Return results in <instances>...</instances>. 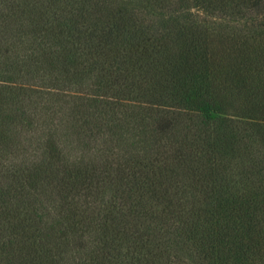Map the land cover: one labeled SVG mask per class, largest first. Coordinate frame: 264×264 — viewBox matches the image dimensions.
I'll return each mask as SVG.
<instances>
[{
	"label": "rangeland",
	"instance_id": "1",
	"mask_svg": "<svg viewBox=\"0 0 264 264\" xmlns=\"http://www.w3.org/2000/svg\"><path fill=\"white\" fill-rule=\"evenodd\" d=\"M235 4L0 0V264H264V19ZM200 31L212 58L181 91ZM176 141L199 163L154 161Z\"/></svg>",
	"mask_w": 264,
	"mask_h": 264
},
{
	"label": "trees",
	"instance_id": "2",
	"mask_svg": "<svg viewBox=\"0 0 264 264\" xmlns=\"http://www.w3.org/2000/svg\"><path fill=\"white\" fill-rule=\"evenodd\" d=\"M236 1L237 0H217V5H221L224 11L225 9L223 6H230L231 4L233 5L236 3ZM241 4H242V7H240V4H238L239 7H237L235 4V8L238 9V11H236L235 13L237 15L243 16L242 20H244V22L248 21L250 26L253 27L255 23H257L256 19L260 17L264 19V0H245L241 2ZM244 9H245V12L243 11ZM253 22L254 24L251 25V23ZM250 26H247V27L251 28ZM189 28L190 29L188 30H193L192 27H189ZM183 34L185 35L184 36L185 39L188 38L187 40H188L189 47L191 48L190 49L191 52L185 54L182 57V59H185L186 63H189L190 65H185V63L181 61V64L183 66H186L189 70V74L186 77H183L181 75L179 76L181 79H178V80L184 81L182 84L179 85V89H181V91H183V85L185 86L186 81L190 82L192 81L191 79H195V78L200 79L204 77L206 67L208 66L212 58L210 45H209L210 41H209L208 35L205 34V32H201L200 36L197 35L198 37L191 36L189 33H186V32H183ZM133 35L135 36V38L132 43L135 44L134 45L135 51L138 53V56L134 58V65H137L140 59L144 58L145 60V56L149 52L148 50L149 46H151L154 43L155 38L151 35L150 31L148 30L144 31L143 29L137 32H134ZM157 44L158 45L160 44L159 41L157 42ZM159 56L161 57V55ZM199 70H201L200 73H199ZM129 78L130 80L127 79V82H129L130 85H135L136 82L141 81L133 77H129ZM178 116H179V113L176 112L175 110L164 112V114L158 117L159 118L158 120L159 129L161 131L170 129L176 123V119L178 118ZM248 125L250 126V129L254 131L256 128L255 125L257 124H254V121H250ZM198 145L202 146L195 141H192V142L176 141V147H173L172 152L169 153L167 151H159L158 157H155L154 161H160V163H165L166 160L169 161L170 159H173V160L177 159L178 161L189 163L188 161L190 159L192 160V162H195L196 161L195 157L200 156L199 154L200 150L195 149ZM207 150H208V153L212 157L213 155L221 156L224 152V148L218 143H209ZM196 162L199 163V160ZM146 167H148L149 171L154 172L153 168L155 167H154L153 162L149 161L148 164H144V168ZM192 170H196L198 172L196 175H198L199 173H202L201 178H203V173L205 169H202L200 166H198ZM72 172L74 173L72 178H74L75 185L82 187V188H89L91 176L88 173L83 171L80 167H75L74 170L72 169ZM142 172L143 171H141L140 173L141 178L145 176L142 174ZM37 177H38L37 171H35L33 174H30V180L32 182L34 181L36 182ZM144 178L147 179L148 176ZM198 184L200 183L198 182ZM207 187H209V185H207ZM231 243L234 246H237V243L239 242L237 240H232ZM209 248H214V245H210ZM230 249L233 250V248H230ZM211 253H212V250L209 249L206 252V255H211Z\"/></svg>",
	"mask_w": 264,
	"mask_h": 264
}]
</instances>
